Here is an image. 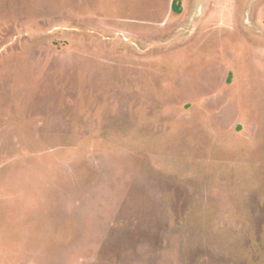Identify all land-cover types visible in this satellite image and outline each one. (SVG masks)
I'll return each mask as SVG.
<instances>
[{
    "label": "rangeland",
    "instance_id": "374dc122",
    "mask_svg": "<svg viewBox=\"0 0 264 264\" xmlns=\"http://www.w3.org/2000/svg\"><path fill=\"white\" fill-rule=\"evenodd\" d=\"M0 264H264V0H0Z\"/></svg>",
    "mask_w": 264,
    "mask_h": 264
},
{
    "label": "trees",
    "instance_id": "16d2710c",
    "mask_svg": "<svg viewBox=\"0 0 264 264\" xmlns=\"http://www.w3.org/2000/svg\"><path fill=\"white\" fill-rule=\"evenodd\" d=\"M175 7H176V9L178 10V9H179V7H180V5H179V4H177V3H175Z\"/></svg>",
    "mask_w": 264,
    "mask_h": 264
}]
</instances>
